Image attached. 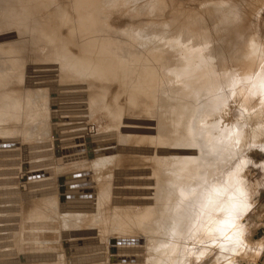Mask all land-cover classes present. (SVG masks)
I'll use <instances>...</instances> for the list:
<instances>
[{
    "label": "rangeland",
    "instance_id": "rangeland-1",
    "mask_svg": "<svg viewBox=\"0 0 264 264\" xmlns=\"http://www.w3.org/2000/svg\"><path fill=\"white\" fill-rule=\"evenodd\" d=\"M157 1L87 0L90 5L89 17L93 22L90 21L89 25L85 15L80 12L82 7L77 5L82 3L81 0H0V41L1 36H5L0 42V264H110L120 255L123 264L137 261L141 264H161L164 260L167 263L166 250L173 239L164 241L174 223H183L178 216L183 213H177L179 202L186 205L187 196L193 200L195 197V192L191 193L195 185L191 190L179 186L180 170L195 143L193 138L190 140V135L193 137V134H197L198 138L205 135V150L200 149L209 156L200 151L199 157L208 165L210 156L218 151L214 146L217 133H212L213 121L206 117L205 109H196L194 99L191 105L185 103L181 106L185 102L183 90L186 85V77L181 72L184 71L183 66L191 73L200 63L197 62L201 59L199 55L206 53H202L203 49H195L192 55L197 51V54L200 53L196 54L198 58L196 55L190 57L191 52L187 54L188 41H192L193 37L186 40L188 46L183 38L188 39L186 34L191 32L193 25L202 24L201 20L210 15L212 24L206 26L200 40L194 41L200 44L202 39L205 44L207 40L209 46V42L222 40L221 47L225 48L231 40L225 37L224 30L219 29V23L226 16L242 15L244 18L240 19H244L243 23L249 27L251 35L264 43V0H159L160 4ZM155 3L157 6H154ZM220 5L226 6L227 10L217 13V17L212 12L217 8L219 10ZM96 16L103 17L99 19L103 26ZM158 23L162 24L158 27ZM162 26L165 29L162 30ZM194 41L190 42L191 46L198 45ZM146 51L150 53L143 57V61L137 63V60H133ZM185 56L190 57L191 65L189 60L185 62L188 59ZM194 63L196 68H191ZM138 66L147 72L145 78L141 77L144 71H138ZM225 75L227 91L231 92L232 75ZM156 81L158 89L154 90L157 96L146 104L145 115L148 119L140 125L137 123L143 132L128 136L126 131H132L133 126H137L133 121L142 103V98H139L148 96ZM210 84L208 87L212 86L214 90L216 85ZM207 88L205 93L209 92ZM98 94L106 98H99ZM106 102L113 108H108ZM224 102L223 118L236 125L240 120L238 102L230 95ZM256 110L259 111L260 107ZM215 114L217 116V112ZM154 131L159 138L155 137ZM186 132L190 135L187 136ZM164 136L168 138L165 140ZM121 140L127 143L124 150L120 149ZM248 144L241 142L237 148H245L237 153L236 148L233 153L235 157L226 161H211V172L190 169V175L197 172L202 175L201 178L204 177V182L201 181L203 185L213 184L209 185L211 195L218 192L216 189L230 184L232 178H237L238 182L233 181H240V185L248 191L238 196L245 197L247 202L245 200L243 203L244 199L236 196L240 199L235 198L236 201L244 204L240 205V216L236 212L230 218H221L220 223L212 222L211 226L214 227L206 231L207 235L198 231H193L194 234L186 232L180 245H175L179 250L176 251L178 248L174 246L171 252L175 257L172 264H213L215 261L216 264H264V170L262 166L259 167L264 162V141ZM53 156L66 158L58 166L70 173L65 175L80 176V180L70 186L71 190L77 189L73 197L79 200H69L67 203V196L59 197L60 203L57 201L58 205L55 203L49 208L43 201L46 199L43 191L53 189L44 185V181H50L52 177L42 179L41 189L38 180L45 171L47 173L46 166ZM121 160H124L123 164H118ZM155 180H158V186H155ZM57 188L61 189L60 186ZM65 189L62 190L69 194V188ZM147 192H151L148 198ZM98 196H102L101 200L105 199L106 202L103 203L104 207L97 205L100 209L92 205ZM154 198L157 208L150 215L149 227L138 228L139 232L127 231L124 223L127 215L132 217L135 213H145L149 201L154 202ZM168 199L176 203L165 208L163 205ZM62 204L76 212L72 216H57V206L63 207ZM115 206L120 207L121 212H126L125 216L115 218V214L119 213ZM12 209L18 214L15 221L11 217ZM36 213L40 217L34 219ZM236 215L240 217L237 216V220ZM75 217L79 227L72 230L68 222ZM155 221L159 223L157 231L151 227ZM230 225L232 229H229ZM212 230L225 238L230 237L229 241H224L217 232H213L214 235ZM234 233L235 238L234 235L232 237ZM115 238L120 239L119 242H115ZM34 240L36 242L32 245ZM197 240L198 244H195ZM222 241L223 244H220ZM224 242L234 243V250L231 251L229 244ZM224 252L232 255L227 256ZM153 254L157 255V259ZM181 257H184L183 262Z\"/></svg>",
    "mask_w": 264,
    "mask_h": 264
},
{
    "label": "bare ground",
    "instance_id": "bare-ground-1",
    "mask_svg": "<svg viewBox=\"0 0 264 264\" xmlns=\"http://www.w3.org/2000/svg\"><path fill=\"white\" fill-rule=\"evenodd\" d=\"M89 1V0H88ZM156 1V0H155ZM82 3H79L77 4L79 7H82L81 11L83 15H85V19L88 21L89 25H90V21L92 22L91 20V15L88 13V10L90 9V5L88 4L87 0H81ZM159 3V0L157 1ZM1 3V2H0ZM225 3V2H224ZM248 3V2H247ZM34 4V3H33ZM87 4V6L85 5ZM156 5L154 6H157V3H155ZM160 4V3H159ZM158 4V6H159ZM222 4V3H221ZM250 4V3H249ZM35 5V4H34ZM34 5L32 6V9L34 7ZM76 5V6H77ZM75 6V7H76ZM78 6L76 7L78 9ZM150 6V5H149ZM221 7V8H220ZM220 9L219 10H214L212 13H214L217 17L219 12L221 13H224L226 12L225 10L226 9V6H222L220 5ZM156 8V7H154ZM153 8V9H154ZM31 9V7H30ZM80 9V8H79ZM78 9V10H79ZM160 9V7L156 8V10ZM155 11V10H154ZM154 11L152 13H154ZM207 12L205 14L208 13V10H206ZM204 13V12H203ZM236 14V13H235ZM90 16V17H89ZM241 17H243L242 15H240L239 17H228L227 16L219 23V29L220 30H224V33H225V37L226 38H230L231 42L230 44L225 47V48H222L221 47V44L223 43V41L221 40L220 42L217 41L216 42H213L210 44L209 42V46H208V42L207 40L205 41V44L203 43L202 39V43L200 41V44L199 42L196 43V41L199 39V37H201L200 35L201 34H205V30L206 29V26H210L212 24L211 22V16L210 15H207L203 18V20H201L202 18H199L201 20V23L200 24V20H199V25H193V29L191 30V32L189 34H186V38L188 39H185L183 38V40H189V37H193L192 41L190 40V42L192 43L194 41L196 44H198L197 46L194 44H192L191 46V43L188 41V43L190 44L189 45V49H188V43L187 41L184 43L186 44V50H187V54H189L190 52V57H194L197 53V51L194 53L195 55H192L193 54V51L192 50H195V49H203V52L206 51L205 55L204 54H201L199 55L201 57V59H198L200 61L197 60V62H200L199 65H196L198 66L197 68L195 67V63L198 64L197 62H195L191 68H196L194 70H191V73L189 71H186V66H183L184 67V71L182 70L181 72H183L182 74V77H186V85H185V88L183 90V100L185 101L184 104H182L181 106L185 105V103H189L194 99L195 100V103H196V109H201V107H203L206 111V117H208V119H211V121H213L211 123V125L213 124L212 127L213 128V132H216V139H215V144L214 146L218 149L219 152H221V155L218 151H215L216 148H214L213 151V154L215 153V155H211L210 156V160L211 161H217L218 159L220 160H223V161H226L225 159H228V158H232L234 156V152H235V149L240 146L239 144L242 142H246V144H248V142H250L249 144H253V143H260V142H263L264 141V56H261V55H264V43L262 41H259L257 38H255L254 35H251L252 32L250 31L249 27L246 26L244 23H243V20L240 19ZM45 18V17H44ZM43 18V19H44ZM97 21L98 23H101L100 20L101 18L103 17H97ZM246 18V17H245ZM100 19V20H99ZM247 19V18H246ZM41 20V19H40ZM102 22H103V19H102ZM158 22V21H157ZM41 23V22H40ZM93 23V22H92ZM98 23L96 22V24L98 25ZM107 23V22H106ZM197 23V24H198ZM222 23H223V27H222ZM245 23H246V20H245ZM47 24V23H46ZM105 24V23H104ZM159 24H162V23H158V27L160 26ZM101 25L103 26V24L101 23ZM17 26V25H16ZM87 26V25H86ZM85 26V27H86ZM108 26V25H107ZM250 26V25H249ZM53 27V26H52ZM55 27V26H54ZM163 27V26H162ZM207 27V28H208ZM57 28V27H56ZM157 28V27H156ZM158 29V28H157ZM165 29V26L162 28V30ZM2 31V30H1ZM144 31V30H143ZM141 31V32H143ZM260 31V30H259ZM257 31V32H259ZM44 32V31H43ZM46 32V31H45ZM44 32V33H45ZM136 32V31H135ZM164 32V31H163ZM49 34H50V31H49ZM55 34V33H54ZM51 35V34H50ZM49 35V36H50ZM189 35V36H188ZM53 36V35H52ZM57 36V35H56ZM61 36V35H60ZM168 35H166L165 37H167ZM2 37V40L3 36ZM163 37V38H165ZM58 38V37H57ZM6 39V38H5ZM55 39V38H54ZM1 40V41H2ZM139 40V39H138ZM200 40V39H199ZM0 41V42H1ZM7 42V40H5ZM59 41V40H58ZM3 42V41H2ZM10 42V41H9ZM118 42V41H117ZM5 43V42H4ZM60 43V42H59ZM58 43V45H59ZM120 43V42H119ZM102 46L104 45L103 42L100 43ZM12 45V44H11ZM148 44H144L143 46H146ZM212 45V46H211ZM191 46V47H190ZM4 47V45H3ZM179 47V46H178ZM183 48H184V45H183ZM205 49V50H204ZM211 49V50H210ZM185 51V50H183ZM188 51H190L188 53ZM92 52L93 49H92ZM148 53H150L149 51H146L144 52V54H141V56H138V58L136 57L135 59L133 60H137V63L141 62L144 60L143 57H145ZM12 54V53H11ZM24 54V53H22ZM186 52H185V55H187ZM200 54V53H198ZM197 54V55H198ZM182 54H180L181 56ZM196 55V56H197ZM189 56V55H188ZM195 56V57H196ZM28 56H25L24 58H26ZM184 57V55H183ZM187 57V56H185ZM190 57H187L188 59H185V62L188 63V61L186 60H189V63L191 65L192 61L189 59ZM23 58V57H22ZM178 58V57H177ZM182 59V57H180ZM191 58V59H192ZM198 58V56L196 57V59ZM184 59V58H183ZM193 60V59H192ZM15 61V60H14ZM191 61V62H190ZM116 62H118V60L116 59ZM175 62V61H174ZM184 62V64H185ZM194 62V60H193ZM183 63V62H182ZM181 65V63H180ZM186 65V64H185ZM140 66V65H139ZM138 66V67H139ZM31 67V66H30ZM179 67V66H178ZM180 68V67H179ZM187 68H188V65H187ZM190 68V67H189ZM149 69V68H148ZM183 69V68H182ZM167 70V69H166ZM188 70V69H187ZM190 70V69H189ZM138 71H144V73L141 74V77L142 78H145V75H147V72L145 70H142L140 67L138 69ZM173 71V69H172ZM180 71V70H179ZM228 75V73H231L232 75V83L231 85H233V91L231 90V92H228L227 91V88L226 86H228L227 84V81H226V74ZM168 75V73H167ZM177 75V74H175ZM181 75V74H179ZM162 77V76H160ZM177 77V76H176ZM183 77V78H184ZM231 77V76H230ZM178 79V78H177ZM158 80V79H157ZM160 80V78H159ZM180 80V78H179ZM230 80V78H229ZM228 80V81H229ZM171 82V81H170ZM182 82V80H181ZM184 83V81H183ZM182 83V84H183ZM210 83H213L216 85V87L212 88L211 87H208L210 86L211 84ZM229 83V82H228ZM210 84V85H209ZM157 85V81L156 83L153 85V90L148 94V96H141L139 99L142 98V103L140 104V107L137 108L138 109V112H137V117L135 118V120L133 121V124H141L142 122H144L145 120L147 121V117H146V113H145V109H146V104L147 102L149 101H153L152 99L156 98L157 96V93L155 92V88L158 89V87H156ZM164 86V85H163ZM170 87V86H169ZM209 88V92H206L205 93V89L206 88ZM230 87V86H229ZM207 88V89H208ZM144 88H142V91H143ZM210 89H212V91H210ZM160 90V89H159ZM217 90V91H216ZM103 91H106V90H103ZM145 91V90H144ZM218 92V94H216L215 92ZM228 92V93H227ZM101 93V92H100ZM143 92H141L142 94ZM70 94V99L72 100V94ZM102 94H105V93H102ZM102 94H98L99 95V98H103V95ZM155 94V95H154ZM182 94V93H181ZM230 95V98L231 99H235V102H238V112L240 113V120L237 121L236 125H232L229 123V120L227 118H223V106L226 105L225 102L223 103L224 99L226 100L227 97H229ZM155 96V97H154ZM148 99V100H146ZM102 100V99H101ZM190 100V101H189ZM237 100V101H236ZM228 101V100H227ZM163 102V101H162ZM228 103V102H227ZM108 108H110L109 106H111V108H113V106L110 104H108V102H106ZM224 104V105H223ZM179 105V104H178ZM191 105V104H190ZM138 106V105H137ZM179 106V107H181ZM187 104L185 106V108H187ZM192 107V106H191ZM260 107V110L257 111L256 108H259ZM190 108V107H189ZM226 108V107H225ZM177 109L178 106H177ZM176 109V110H177ZM182 109V107L180 108ZM194 109L196 112L197 110ZM185 110V109H184ZM187 110V109H186ZM181 112V110H178ZM193 112V108L191 110ZM194 111V112H195ZM190 112V111H189ZM217 112V116H216V113ZM172 113V112H171ZM177 113V111L175 112ZM191 113V112H190ZM219 113H220V116H219ZM55 114V113H54ZM157 114V113H156ZM161 115V113H159ZM193 114V113H192ZM241 114H242V117H241ZM155 115V114H154ZM158 115V114H157ZM183 115V114H182ZM196 115V114H195ZM212 115V118H209V116ZM162 116V115H161ZM160 116V117H161ZM187 116V114H186ZM191 116V115H190ZM176 117V116H175ZM185 117V116H184ZM189 117V116H187ZM185 117V119L187 118ZM156 118V116H155ZM183 118V116L181 117ZM194 118V117H193ZM159 119V117H158ZM183 120V119H181ZM228 120V121H227ZM157 121V120H156ZM185 121V120H184ZM161 122V121H160ZM60 123V122H59ZM154 123V122H153ZM138 124L137 126H133L134 130L132 131H126L128 133V136H131V135H138L140 133L143 132V130H141L139 127H138ZM163 125V123H161ZM188 124V123H187ZM190 124V123H189ZM209 124V123H208ZM242 126H241V125ZM85 126V125H84ZM132 126V125H131ZM188 126V125H187ZM209 126V125H208ZM191 127V124L190 126ZM211 127V126H210ZM209 127V128H210ZM60 128V127H59ZM81 129V128H79ZM60 130V129H59ZM83 130V129H81ZM80 130V131H81ZM205 128L203 129L202 133L204 132ZM83 131H86L83 130ZM123 132H124V129H123ZM82 133V131L80 132ZM79 133V134H80ZM188 133V132H186ZM209 134V133H208ZM154 135L155 137H160L158 135V133L156 134V131H154ZM190 134L188 133L187 136H189ZM211 135V134H210ZM192 135H190V140H192L191 138H193L194 140V146L193 148L191 149L190 148V152L188 153V157L184 160V164L180 170V173H181V179L179 181V186H182L183 188H186V189H189L191 190L190 188H192L194 185V190L193 192H191L193 195H195L194 197V200L189 199V196L188 197V202L187 204H182V202H179V206L177 207L178 210H177V213H183L182 215H178L179 216V219L182 218V224L180 221H177L176 219V223L175 226L173 225V229L168 233L169 236H167L166 241L170 240V239H173L171 242H170V246H168L167 248V255H168V258H167V263L163 261V259H166V257H163V255L161 256V261H163L165 264H172L174 262V259L175 257L171 255V252H173L174 250V246L176 245V243H179L181 242V238L184 237L183 235L186 233V232H190V233H194L196 231H198L200 234L201 233H206V231L212 229V227L214 226H211L212 222L213 223H220L222 220L221 218H230V216L233 214V213H239L242 212V210H240V205L242 204V202L238 203L236 201V196H238V194H245L247 193L248 191H246V187L244 188L242 185H240V181L239 183L237 178L235 179L232 178V181L233 179H235L237 182L234 183L230 182V184H225L224 187H220V189H216L218 192L214 193V195H211V192L209 191V188L211 186L209 185H213V184H202L204 181H203V178H201V174H197L194 173V174H189L190 172V169H194L196 168V170H205L206 172H211L213 170V167L211 166V161H210V164L208 165L207 163L204 162V160H202V158H200L199 156V152L203 151L204 155L205 154H208L207 156H209V153H205L204 150H205V143L207 142L205 140V143H204V139H205V135L202 136L201 138L197 136V134H193V137H191ZM165 137V140L168 138L167 136H164ZM60 138V136H58V139ZM189 138V137H188ZM207 138V137H206ZM122 139V138H121ZM105 140L107 141L108 138L105 137ZM59 142V140H57ZM109 141V140H108ZM122 141V140H121ZM248 141V142H247ZM77 142V141H76ZM110 142V141H109ZM143 142V141H142ZM191 143L193 141H190ZM67 143V141H66ZM121 147L120 149L124 150L125 149V146L127 145V143L125 142H121ZM140 144V143H139ZM138 144V145H139ZM248 144V145H249ZM137 145V146H138ZM141 145V144H140ZM209 146V145H208ZM247 146V145H246ZM200 148H204V150L200 149ZM243 148H245L244 146L242 148H237L236 150V153L238 151L242 152V150H244ZM262 148V147H261ZM211 149V148H210ZM248 149V148H247ZM138 150V149H136ZM156 152V151H155ZM219 155H218V153ZM66 153V152H65ZM202 153V154H203ZM201 154V155H202ZM202 155V156H204ZM201 156V157H202ZM246 156V155H245ZM54 157V159H53ZM51 159H50V164L48 163L47 164V173L46 171L44 172L45 174H43V176H41L38 180L39 184V189H41V183L42 182V179L44 180L46 178V176L49 179V177H52V180L50 181H44V185L46 187H52L53 189L52 190H45L44 188V191H43V194L45 196L46 199H44L42 196L41 198L44 199L43 201L45 202V206L46 207H51L53 204H55L58 200H59V197H66V202L68 203L69 200H71L72 202H75L78 199V197H73L76 195V192H77V189H74V190H71V185L74 186V183H77L76 181H78V179L80 180V176H74V177H68L69 175H65V173H68L65 169H62L60 167H58L61 163H63L64 160H66L65 157H59L57 158V156H53ZM137 158V156H135ZM205 157V156H204ZM235 157V156H234ZM228 161V160H227ZM233 161V159H232ZM122 162H124V160H121L119 161L118 164H120ZM253 163V162H252ZM255 164V163H254ZM260 164V163H258ZM257 165V164H256ZM262 166V170H264V162L261 163V165L259 167ZM264 172V171H263ZM262 172V174H263ZM70 174V173H68ZM263 177V175H261ZM44 177V178H43ZM176 177V176H175ZM230 180V179H229ZM203 181V182H201ZM262 181V180H261ZM222 183V182H221ZM220 183V184H221ZM258 183V182H257ZM260 183V181H259ZM236 184H238L236 186ZM248 184V183H247ZM49 185V186H48ZM60 186L61 189L57 188V186ZM170 187H171V184H169ZM219 185V184H218ZM258 185V184H257ZM263 185V184H262ZM72 186V187H73ZM155 186H158V180L156 181L155 180ZM154 184H153V188L155 187ZM217 186V185H216ZM222 186V185H220ZM239 186V188H237ZM67 187V188H66ZM169 187V188H170ZM218 187V186H217ZM68 189V192L69 194H66L67 192L63 191L62 189ZM158 188V187H157ZM164 188V186H163ZM167 188V187H166ZM165 188V189H166ZM215 188V187H214ZM213 188V190H214ZM249 188V187H248ZM51 189V188H50ZM65 189V190H66ZM161 189V188H159ZM243 189V190H242ZM211 190V189H210ZM248 190V189H247ZM250 190V189H249ZM215 191V190H214ZM159 192L158 191V195H159ZM213 193V192H212ZM251 193V192H250ZM42 194V195H43ZM191 194V195H192ZM240 194V195H241ZM151 195V192L149 194V192H147L146 194V197L148 198V196ZM192 195V196H193ZM247 195V194H246ZM145 197V199H146ZM240 197V196H238ZM236 198V199H235ZM242 198V200L244 201L243 203H245V200L247 202V199L244 197H240ZM102 199V196H98V199H94V202L92 203V205L95 206L100 209V206L102 205L103 206V203L106 204V202H104L105 199L101 200ZM155 199V198H154ZM148 200V199H147ZM186 200V199H185ZM237 200H240V199H237ZM241 200V201H242ZM149 201V200H148ZM59 202V201H58ZM184 202V201H183ZM60 203V202H59ZM123 203V202H122ZM176 203V202H174ZM173 202H171L169 199L164 203L163 206H165V208H169L171 206V204L173 205L174 204ZM72 204V203H71ZM100 205L99 207L97 205ZM120 204V203H119ZM155 204H157V201L156 199L153 201H149V208L145 211V213H142L140 215H138L137 213H135L134 215H132V217H130L129 215H127V219L124 220V223L127 225L128 229L127 231H138V228H141V227H149V218H150V215L151 213L154 212V209L157 208V205L154 206ZM56 205H58L56 203ZM63 207L60 206H57L58 207V214L57 216H64L65 214H68V216H72L74 212L70 211L72 207H67L65 206L64 204H62ZM73 205H75V203H73ZM244 205V204H242ZM246 206V205H245ZM56 207V206H55ZM104 207V206H103ZM243 207V206H242ZM108 207H106L107 209ZM116 210L119 211V213H116L115 214V218H119V217H122V216H125L126 212H121L122 210L120 209V207H116ZM242 209V208H241ZM114 210H112V213H113ZM38 214L40 215V213L38 212ZM36 213L37 216L33 217L34 219H36L37 217H40ZM127 214H129L127 212ZM133 214V213H132ZM137 214V215H136ZM176 214V213H175ZM174 214V215H175ZM246 214V213H245ZM244 214V215H245ZM236 215V220L237 218L240 216ZM56 216V217H57ZM177 216V217H178ZM234 216V215H233ZM238 216V217H237ZM242 216V215H241ZM11 217L12 219L15 221L16 219H18V214L17 212L15 211V209H12L11 211ZM80 217V213H79V216L78 218ZM59 218V217H58ZM174 218V217H173ZM232 218V217H231ZM240 218V217H239ZM175 220V219H174ZM217 220V221H215ZM231 220V219H230ZM229 220V221H230ZM240 219H238V222H239ZM215 221V222H214ZM233 221V220H232ZM173 222V221H172ZM175 222V221H174ZM234 222H236L234 220ZM244 222V221H243ZM70 224H68V227L72 230H76V228L78 229L79 225L77 223V218H71L69 219V222ZM152 223V222H151ZM232 223V222H230ZM240 224V223H239ZM155 225V226H154ZM154 225L152 224L151 227L153 226L154 230L157 231V227L159 226V223H157V221H155ZM231 226V225H230ZM234 226V225H233ZM239 226V225H238ZM220 227V226H219ZM125 228V227H124ZM124 228L121 232L124 231ZM236 228V227H235ZM216 229V228H215ZM213 229V230H215ZM228 229L225 227V230ZM229 229H232V226L231 228L229 227ZM228 229V231H229ZM212 230V233L214 232ZM217 230V229H216ZM234 230V229H233ZM211 231V230H210ZM232 231V230H231ZM139 232V231H138ZM138 232H137V236H138ZM196 232V233H198ZM217 232V231H215ZM214 232V233H215ZM227 232V231H226ZM235 232V231H233ZM193 233V234H194ZM213 233V234H214ZM236 233V232H235ZM232 234V237L234 235L233 238H235V235L236 234ZM218 234V232H217ZM121 235V234H120ZM205 235V234H204ZM207 235V233H206ZM210 235V233H209ZM216 235V234H214ZM231 235V233H230ZM230 235H227L228 237ZM153 236V235H152ZM218 236H222L220 234H218ZM226 236V235H224ZM226 236V237H227ZM124 237V236H122ZM136 237V236H135ZM139 237V236H138ZM186 237V236H185ZM217 237V236H215ZM223 237V236H222ZM230 238V237H229ZM229 238H225L223 237L222 239L225 241L228 240L229 241ZM122 239V238H121ZM183 239V238H182ZM240 239V238H239ZM120 239L118 238H115V242H119ZM180 240V241H179ZM221 240V238L219 239ZM235 240V239H233ZM114 241H111L112 243ZM122 241V240H121ZM133 241V239H132ZM162 241V242H163ZM183 241V240H182ZM193 241V240H191ZM227 241V242H228ZM232 241V239H231ZM33 242L35 243L36 240L32 241V245H33ZM77 242V241H76ZM135 242V240H134ZM161 242V241H160ZM225 243L224 244H229V243ZM198 244V240L197 242H195V244ZM214 243H217L214 242ZM132 244H136V243H132ZM164 244V243H163ZM162 244V245H163ZM220 244H223V241L220 242ZM219 242H218V245H220ZM234 244V243H233ZM233 244H229V249H231V251L234 250V248L232 247ZM120 245V244H119ZM138 245V244H136ZM135 245V246H136ZM166 245V244H164ZM178 245V244H177ZM180 245V243H179ZM211 245V244H210ZM215 245V244H214ZM217 245V246H218ZM131 246V245H130ZM154 246V244H153ZM191 246V245H189ZM204 246V245H203ZM208 246V245H207ZM213 246V245H212ZM222 245H220L221 247ZM225 247H227L226 245H224ZM33 247V246H32ZM127 247V246H126ZM134 247V246H133ZM176 247V246H175ZM31 248V247H30ZM132 250V246L130 247ZM137 248V247H136ZM134 248V249H136ZM178 248V246L176 247ZM215 248V247H214ZM223 248V246L221 247ZM233 248V249H232ZM34 249V247L32 248ZM126 249V248H125ZM124 249V250H125ZM166 249V247L164 248V250ZM211 249V248H210ZM229 249H227L228 251H230ZM119 250H121L119 248ZM154 250V249H153ZM156 250V249H155ZM154 250V251H155ZM163 250V249H162ZM176 251L179 250L178 249H175ZM192 250V248H191ZM213 250V249H211ZM210 250V251H211ZM223 250V249H222ZM150 251V250H149ZM152 251V252H154ZM209 251V250H208ZM209 251V252H210ZM218 251L219 248H218ZM233 254V252H231ZM78 251H76L77 253ZM147 252V251H146ZM157 252V251H156ZM154 252V253H156ZM180 252V251H179ZM207 252V251H206ZM223 252V251H222ZM226 252V251H225ZM224 252V254H225ZM25 252L22 253L21 256L24 255ZM136 253V252H134ZM158 253V252H157ZM211 253V252H210ZM230 253L227 252V254L229 255ZM78 254V253H77ZM76 254V255H77ZM138 253H136L135 255H137ZM165 254V255H166ZM173 254V253H172ZM225 254V255H227ZM230 254V255H232ZM150 255V254H149ZM154 255V254H153ZM159 255V254H158ZM164 255V256H165ZM166 255V256H167ZM190 255V254H189ZM209 255V254H208ZM219 255V253L216 255V257ZM221 255V253H220ZM224 255V257H226ZM227 255V256H228ZM81 256H83V253L81 254ZM152 256V254H151ZM155 256V259L157 255H154ZM176 256H179V255H176ZM188 256V254H187ZM205 256V255H204ZM207 256V255H206ZM223 256V254H222ZM85 257V256H84ZM138 257V256H137ZM180 257V256H179ZM178 257V258H179ZM185 257V256H184ZM184 257H181V261L183 262L182 258ZM214 257V256H213ZM220 257V256H219ZM218 257V258H219ZM230 257V256H229ZM190 258V257H189ZM222 258V257H221ZM133 259V258H132ZM160 259V258H159ZM186 259V258H185ZM216 259V258H215ZM214 259V260H215ZM220 259V258H219ZM227 259V258H226ZM230 260V258H228ZM233 259V258H232ZM136 260V259H135ZM138 260V259H137ZM136 260V261H137ZM151 260H153V258L151 257ZM150 260V261H151ZM194 260V259H193ZM131 261V260H130ZM129 261V262H130ZM134 261V259H133ZM154 261V260H153ZM160 261V262H161ZM180 261V262H181ZM218 261V260H217ZM221 261V260H220ZM222 261H223V258H222ZM221 261V263H222ZM225 261V259H224ZM232 261V260H231ZM124 260L121 259V255L115 259H113V261L110 263V264H123ZM132 262V261H131ZM138 262V261H137ZM135 263V262H132L134 264H138L140 263V261L138 263ZM152 262V261H151ZM158 262V261H157ZM163 262L161 264H163ZM181 262V263H182ZM186 262V261H185ZM216 262V261H215ZM214 262V263H215ZM144 263V262H143ZM150 263V262H149ZM154 263V262H153ZM159 263V262H158ZM213 263V264H214ZM125 264V263H124ZM141 264V263H140ZM179 264V263H178ZM189 264V263H188ZM196 264V263H195ZM216 264V263H215ZM225 264V262H224Z\"/></svg>",
    "mask_w": 264,
    "mask_h": 264
}]
</instances>
